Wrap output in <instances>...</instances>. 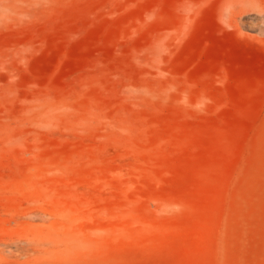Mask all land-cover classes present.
I'll return each mask as SVG.
<instances>
[{
	"label": "rangeland",
	"instance_id": "1",
	"mask_svg": "<svg viewBox=\"0 0 264 264\" xmlns=\"http://www.w3.org/2000/svg\"><path fill=\"white\" fill-rule=\"evenodd\" d=\"M0 264H264V0H0Z\"/></svg>",
	"mask_w": 264,
	"mask_h": 264
}]
</instances>
